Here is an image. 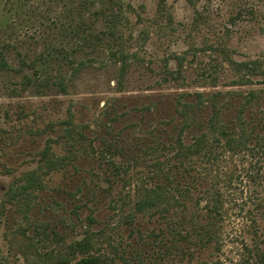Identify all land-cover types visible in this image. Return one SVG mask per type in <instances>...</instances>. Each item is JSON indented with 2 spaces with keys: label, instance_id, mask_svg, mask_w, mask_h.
<instances>
[{
  "label": "rangeland",
  "instance_id": "obj_1",
  "mask_svg": "<svg viewBox=\"0 0 264 264\" xmlns=\"http://www.w3.org/2000/svg\"><path fill=\"white\" fill-rule=\"evenodd\" d=\"M114 1L0 0V57L8 65L0 70V264H73L81 255L71 244L83 238L105 264L239 263L254 249L248 197L264 195V188L238 170L225 191L219 251L192 257L165 251L162 217L135 213L133 201L153 183L157 161L165 171L172 163L168 144L153 141L156 129L169 125L145 105L163 100L167 113L184 93L264 95L261 78L230 86L236 76L228 65L229 58L264 56V0H198L195 7L167 0L173 11L167 28L165 17L150 20L156 0ZM127 2L141 22L119 7ZM111 51L133 54L123 75ZM90 59L73 72L76 62ZM60 77L65 93L52 85ZM205 120L197 113L185 142ZM46 150L59 165L37 174L41 186L3 203L10 183L47 161ZM257 224L262 235L264 220ZM257 246L264 252V240ZM251 255L250 264H263Z\"/></svg>",
  "mask_w": 264,
  "mask_h": 264
},
{
  "label": "trees",
  "instance_id": "obj_2",
  "mask_svg": "<svg viewBox=\"0 0 264 264\" xmlns=\"http://www.w3.org/2000/svg\"><path fill=\"white\" fill-rule=\"evenodd\" d=\"M109 1L116 2L106 0V3ZM197 1L188 0L194 7ZM119 7L135 13L138 22L143 20L141 13L136 11L131 2ZM155 17H165V28L170 26L173 11L167 0H156L155 15L150 20ZM148 33L147 30L142 31L141 39L146 38ZM110 57L120 62V73L123 75L133 54L111 51ZM91 61L76 62L73 72L79 71ZM228 65L236 76L230 81V86L242 84L245 78H248V82H245L248 84L253 77L261 78L264 82V56L248 61L229 58ZM7 67L5 57L1 56L0 70ZM52 85L65 93L68 83L64 77H60L53 80ZM165 108L163 100L151 101L143 107L144 110L162 117L159 120L160 125H169L167 128L156 129L158 137L153 141L168 144L173 152L172 163L166 171L161 161L154 164L157 172L153 176V183L142 185L138 189L133 210L142 215L162 217L165 229L161 227V230H166V239L169 242L164 245L165 251L174 249L177 254L189 257L195 252L203 254L204 251H219L223 238L222 224L227 213L225 205L228 200L225 191L233 188L234 171L238 170L239 177L244 176L241 179L255 182L258 187L264 188V95L256 89L245 94L232 89L206 94L184 93L173 99L171 111L167 108L170 112L164 113ZM106 110L107 106L104 112ZM200 112L206 114V120L201 122L202 127L191 139L185 142L184 132L195 124V117ZM173 116L179 119V127L173 123L176 120ZM43 155L47 161L42 166L26 172L17 179L18 182L9 184L3 194V203L13 204L20 195L38 184L39 172L47 173L59 165L57 158L49 157L48 150ZM237 159L241 166L235 163ZM222 162L224 165H221ZM244 162H247L246 166ZM248 198V201L253 202V207H248L245 218L254 228V249L251 252L248 248V257L235 264H250L251 254L259 256L264 264V252L257 246L259 241L264 240V233L261 235L257 231L260 227L258 221L264 220V195L258 197L257 194ZM246 202L240 205L241 210H244ZM91 246L88 238L71 244L73 252L77 251L81 255L73 264H105L100 255L89 253ZM199 264L223 263L203 259Z\"/></svg>",
  "mask_w": 264,
  "mask_h": 264
}]
</instances>
